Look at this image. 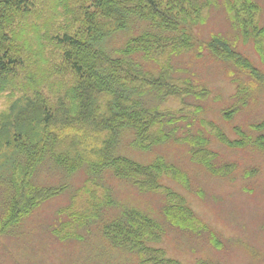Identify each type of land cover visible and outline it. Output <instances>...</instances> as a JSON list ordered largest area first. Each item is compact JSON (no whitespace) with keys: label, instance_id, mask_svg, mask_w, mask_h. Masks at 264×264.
I'll return each mask as SVG.
<instances>
[{"label":"trees","instance_id":"trees-1","mask_svg":"<svg viewBox=\"0 0 264 264\" xmlns=\"http://www.w3.org/2000/svg\"><path fill=\"white\" fill-rule=\"evenodd\" d=\"M241 3L228 0L226 7L245 40H259L264 37L257 20L260 9L255 0ZM211 5L210 0H0V99L10 100L8 110L0 113V159L9 160L12 172L0 235L64 192L65 186L35 183L39 167L49 163L67 174L86 165L94 173L112 170L139 191L166 190L164 214L170 223L181 229L201 224L183 195L162 183L168 177L186 185L180 169L163 158L144 165L117 149L127 135L144 152L171 139L169 114L148 100L183 102L199 95L192 80L174 75L172 60L201 42L195 27L204 22ZM137 29L142 32L123 47L109 49L115 35ZM202 44L214 58L262 79L253 63L222 37ZM253 128L264 130V123ZM216 132L231 148L250 142ZM99 140L104 148L91 150ZM192 143L193 161L217 176L233 172L231 166L214 168L204 142ZM255 144L264 149V137ZM101 211H96L97 218ZM162 232L156 220L134 209L102 228L108 243L138 255L139 264H181L152 246L161 241Z\"/></svg>","mask_w":264,"mask_h":264},{"label":"rangeland","instance_id":"rangeland-1","mask_svg":"<svg viewBox=\"0 0 264 264\" xmlns=\"http://www.w3.org/2000/svg\"><path fill=\"white\" fill-rule=\"evenodd\" d=\"M210 1L204 22L195 27L201 42L172 60L174 75L192 80L199 95L183 102L151 96L148 102L169 114L171 139L144 152L132 146L133 138L127 135L117 149V154L144 165L163 158L180 169L186 185L168 177L162 183L183 195L201 224L181 229L170 223L164 214L166 190L139 191L129 180L114 176L112 170L94 173L86 165L67 174L49 163L39 167L35 183L65 186L66 191L44 201L0 235V264H139L138 255L113 247L102 233L103 226L126 209L156 220L163 232L161 241L152 246L181 264H264V149L255 144L264 137V130L253 128L264 123V37L245 40L226 7L228 0ZM234 1L242 4V0ZM255 3L260 9L258 24L264 28V0ZM140 32L142 29L115 35L107 43L109 49L123 47ZM214 36L222 37L248 58L262 79L211 56L202 43ZM148 68L159 72L156 66ZM9 102L7 96L0 99V113L8 110ZM217 130L232 141L250 142L241 148L228 147L220 142ZM100 140L93 142L91 150L104 148ZM199 141L210 150L214 168L232 167L229 176H217L193 161L191 144ZM10 165L9 160L0 159V217L11 191ZM97 207L102 210L100 218L96 217ZM91 215L96 219H89Z\"/></svg>","mask_w":264,"mask_h":264}]
</instances>
